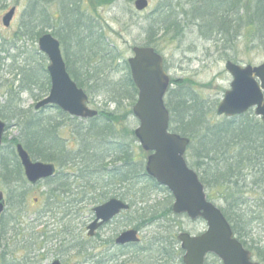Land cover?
Masks as SVG:
<instances>
[{
    "label": "rangeland",
    "instance_id": "374dc122",
    "mask_svg": "<svg viewBox=\"0 0 264 264\" xmlns=\"http://www.w3.org/2000/svg\"><path fill=\"white\" fill-rule=\"evenodd\" d=\"M135 1L56 0L49 6V11L54 15L50 21L39 18L32 27L44 23V28H40L43 29L42 34L56 32L59 35L62 32H72L71 39L67 38L70 44H66L64 36L62 43L55 35L62 43V54L66 61L65 48L72 58L73 52L77 50L74 48V42L82 43L88 35L86 30L77 31L75 28V13H78L79 18L82 17V21L92 18V26L101 31L108 50L103 51L106 53L105 57L101 54L95 56L96 63L104 68L98 79L103 88L101 91L94 90L100 94H92L89 106L115 111L121 123L118 125L120 135L125 141H129L126 132H134L139 127V120L132 113L134 105L132 106L131 100L125 97L129 90H124L122 83L127 73L124 71L125 61L133 56L132 49L135 46L156 48L163 57L165 71L169 73L171 80L181 81L179 84L173 83L165 97L169 109L170 105H174L178 100L173 91H183L189 99L195 97L203 104L206 119L220 121L223 117L217 114L216 109L233 82L226 68L227 61L233 60L242 66L260 65L264 63V48L246 46L244 39L236 41L232 46L230 42L224 44L219 38L206 37L200 26V19L192 14V8L208 0H149L148 8L143 11L135 7ZM33 3L34 0H0V48L6 49V52H0V56L5 57V66L0 72V109L7 103L6 92L14 79H17L14 98L21 101L25 109L39 111L34 106L50 92L45 93V88L35 85L30 86L31 91L20 88L22 83L28 85V80L23 78L22 73L29 70L27 73L41 80L40 67L43 66L42 74L46 76L48 71L45 68L50 64L47 55L39 48V37L31 33L22 34L24 22L29 19L28 10ZM12 7H17L15 18L11 25L5 26L4 15ZM38 15L39 12L36 16ZM165 16L169 22L174 21L178 25L166 28L168 22L164 23ZM152 24L154 34L149 37ZM62 27L68 29L61 30ZM113 55L118 59L112 64ZM116 98L119 100L118 105L113 100ZM6 105L4 110L7 118L2 116V112L0 117L10 126L5 135L11 139L19 136L21 131L16 126L18 121L15 119L11 103ZM56 108L44 107L41 109L42 114L54 116L53 122L56 124L69 125L66 127L68 131L69 128L80 124L79 120H69L57 114ZM248 112L251 114L250 119L254 120L256 116L261 120L255 109ZM172 125L174 127V124ZM62 136L68 143L67 138L71 137V133L64 132ZM67 146L76 149L78 142L72 139ZM258 150L257 146L255 152L247 155L244 161L248 167L242 172L239 171L238 176L234 172L235 178L229 186L209 188L207 195L233 220L239 217L242 219L250 234L248 242L253 240L252 259L264 264V155L258 163ZM236 153L237 150L233 152V156ZM148 155L149 152H146V156ZM142 178L141 185L131 190L109 186L111 192L105 201L119 196L120 189V193H126L125 200L131 204V209L123 212L121 217L110 225L101 228L98 240L89 237L88 226L94 218L93 208L100 202L88 204L86 201H80L78 206L74 207L73 213L65 217V214L58 210L54 214L46 211L47 201L40 200L39 197L41 192L48 189L47 185L40 182L28 187L31 192L26 207L15 208L7 202V217L0 222V234L4 238L0 254L5 251L6 256L0 259V264H49L56 259H60L63 264H184L182 257L185 252L181 249L178 234L186 231L192 235L205 232L207 222L202 218L194 221L187 215L173 212L175 198L171 191L165 186H157L153 179L147 176ZM140 190H143V197ZM4 195L8 198L5 192ZM78 208L81 209L77 212ZM11 214L15 216V220ZM132 228L141 232V243L121 251L105 242L122 230Z\"/></svg>",
    "mask_w": 264,
    "mask_h": 264
},
{
    "label": "trees",
    "instance_id": "16d2710c",
    "mask_svg": "<svg viewBox=\"0 0 264 264\" xmlns=\"http://www.w3.org/2000/svg\"><path fill=\"white\" fill-rule=\"evenodd\" d=\"M55 1L34 0L28 10L29 19L24 22L22 27V34L31 33L40 37L43 31L40 28H44V23H38L39 25L34 28L32 24L39 18L50 21L54 15L49 11V6ZM73 2L78 3V1ZM38 12L39 15L36 16ZM192 14L200 19L203 34L208 38L216 37L224 44L230 42L232 46L236 44V41L244 39L246 46L264 48V0H208L194 6ZM75 16L74 26L77 31L86 30L88 35L84 37L82 43L74 42V48L77 50L73 52L72 58L65 48L66 64L71 77L77 85L85 89L91 100L93 95L100 94L94 90L101 91L103 88L98 79L103 74L101 71L104 68L96 63L95 56L101 54L102 57H105L106 53L103 51L108 50V45H106L101 31L92 26V18H85L82 21V17L79 18L78 13H75ZM166 16L163 19L164 23L168 22L165 25L166 28H174L178 25L174 21L169 22ZM161 17L163 16L161 15ZM153 28L152 24L149 28V37L154 34ZM60 29L67 30L68 28ZM63 33L57 35L55 32L54 34L62 40V43L64 36L66 44H70L67 38L71 39L73 33ZM3 51L6 52V49L0 48V52ZM4 58L0 56V72L5 66ZM117 59V56L113 55L111 57L112 64ZM125 62L124 71L127 73L122 83L125 87L124 90L128 89L129 91L127 96L124 92L123 94L131 100L130 104L133 106L138 98V89L133 82L129 64L127 61ZM45 70L48 71V68ZM28 71L22 73L23 78H27L28 85L22 83L20 88L31 91L30 86L35 85L45 88V93L51 90V76L48 72H46L47 77L45 74L43 76V66L39 69L41 80L34 78L32 74L27 73ZM16 81L17 79L13 80L9 91L6 92L8 93L6 104L11 103L15 119L18 121L16 126L21 134L11 139L5 135L3 143L0 145V190L2 189L8 196L6 206H8L7 202L15 208L25 206L31 192L28 187L34 186L28 182L24 167L16 152V146L20 143L29 151L33 160L52 162L58 167L55 177L41 182L47 185L48 189L41 192L39 198L47 201L46 211L51 214L57 213L58 210L66 217L73 213L74 207L76 208L80 201H86L88 204L89 202H104L111 192L109 186L131 190V188L141 185L142 177L150 176L146 169L145 150L135 138L134 132H126L129 141H125L121 137L118 126L121 123L115 111H111L109 108L99 109L95 118L81 120L70 117L57 107V114L69 120L80 121L79 125L69 128L68 131L66 127L69 125L54 123V116L42 114L43 110L35 111L23 108L21 101L14 98V96L16 97ZM171 81L172 85L181 82L180 80ZM170 89L171 87L169 91ZM173 94H177L178 100L174 105L171 103L173 106L170 105V109L168 108L171 113L170 124H174V127L171 124V130L190 139V146L186 154L187 160L189 166L198 172L206 189L229 186L235 178L234 172L238 176L239 171L242 172L248 167L245 166L244 159L248 154L255 152L257 146L260 154V156L257 154V159L258 163L260 162L264 155V124L262 120L256 116H253L254 120L250 119L251 114L247 112L232 118L224 116L220 121H210L206 119L203 104L197 98L189 99L183 91L180 93L173 91ZM113 100L118 105L119 100L117 98ZM6 104H3L0 109L4 118H7L4 110L7 107ZM9 128L10 126L7 125V130ZM64 132L71 133V137L67 138L68 143L72 139L78 142L76 149L67 146V141L62 139ZM236 150L237 153L233 156V152ZM153 181L159 186L155 179ZM77 182H81V184H77ZM120 189L117 197L125 200L124 194L126 193H120ZM140 192L143 197V190ZM80 209L78 208L77 212ZM224 214L231 222L236 236L248 241L250 234L242 219L239 217L233 220L225 212ZM11 216L14 215L11 214ZM5 217L7 216L4 212L1 219L3 220ZM3 240L4 238L0 234V246ZM249 248H254L253 240L250 241ZM4 252L0 254V259L6 256Z\"/></svg>",
    "mask_w": 264,
    "mask_h": 264
},
{
    "label": "water",
    "instance_id": "95a60500",
    "mask_svg": "<svg viewBox=\"0 0 264 264\" xmlns=\"http://www.w3.org/2000/svg\"><path fill=\"white\" fill-rule=\"evenodd\" d=\"M149 0H136L135 7L143 11ZM16 8H11L3 18L5 26L11 25ZM39 48L50 60L48 67L51 76V90L35 108L56 105L72 117L94 118L98 111L88 106L89 95L67 71V64L61 51L60 41L52 34L46 33L39 38ZM134 55L128 59L133 82L138 88V99L133 113L139 119V127L135 136L147 152L151 151L146 164L147 173L165 185L172 192L175 202L173 209L177 213H187L190 219L203 218L206 220L207 231L193 236L181 233L179 240L186 251L185 264H204L208 252H213L224 264H260L251 258V252L244 248L243 243L235 237L231 223L224 216L220 207L207 197L205 186L197 172L187 163L186 152L190 139L170 131L169 110L165 96L171 84L170 75L164 69L162 55L151 46H135ZM233 82L230 90L224 94L223 101L217 107L219 115L234 117L243 115L251 108L264 123V63L260 65H240L233 60L226 63ZM1 100V99H0ZM7 123L0 118V145L6 133ZM20 162L24 167L29 183L37 182L56 175V164L52 162L33 160L23 144L16 146ZM6 197L0 191V218L6 209ZM130 204L118 198H110L105 203L94 208L95 219L91 222L89 234L110 221L122 210H128ZM139 232L132 228L122 231L117 243H137L140 241ZM49 264H62L55 260Z\"/></svg>",
    "mask_w": 264,
    "mask_h": 264
},
{
    "label": "flooded vegetation",
    "instance_id": "af4514ba",
    "mask_svg": "<svg viewBox=\"0 0 264 264\" xmlns=\"http://www.w3.org/2000/svg\"><path fill=\"white\" fill-rule=\"evenodd\" d=\"M15 17H13L14 19ZM94 212V211H93ZM123 213V212H122ZM121 214L119 215H116L114 216L110 221H108L107 223L103 224L102 226H100V228L94 233V235L92 236L93 239L95 240H98L100 238V233L99 231L101 230V228H104L108 225L111 224V222L119 219V217H121ZM95 216H96V213H94V218L95 219ZM123 231V230H122ZM122 234V232H119V234H117L115 237L112 236V238H109L107 239L105 242H109V244H111L113 247H117L118 249H121V251L125 250V249H128L130 246H133L134 244H138V243H133V244H130V243H126V244H119L117 243V239L119 238V236ZM242 243H243V246L245 248H247L250 252L252 251V249L249 248L250 246V242H248L245 238H238ZM108 244V243H107ZM117 256H120V254L118 253H115ZM184 256V255H183ZM252 256H253V252H252ZM251 256V257H252ZM183 258V257H182ZM205 263L204 264H224V261L221 260L220 257H218L215 253L213 252H208V254H206L205 256V259H204ZM160 262V261H159ZM183 262V261H182ZM160 264H164V263H161Z\"/></svg>",
    "mask_w": 264,
    "mask_h": 264
}]
</instances>
